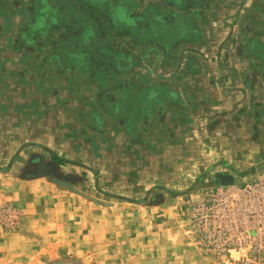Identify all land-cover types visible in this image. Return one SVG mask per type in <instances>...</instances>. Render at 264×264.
Returning a JSON list of instances; mask_svg holds the SVG:
<instances>
[{"label":"rangeland","instance_id":"374dc122","mask_svg":"<svg viewBox=\"0 0 264 264\" xmlns=\"http://www.w3.org/2000/svg\"><path fill=\"white\" fill-rule=\"evenodd\" d=\"M198 1L162 0V10L170 2L183 9L155 18L145 11L127 22L129 10L97 11L109 46L87 64L97 70L86 77L97 92L81 88L84 59L73 60L71 46L56 42L59 57L43 48L42 20L36 27L29 18L15 27L8 17L0 22L2 264H264V0H210L209 7H219L209 43L195 40L188 48L198 63L188 66L201 75L177 84L202 87L190 101L203 102L193 109L206 122L185 118L179 104L162 112L175 110L176 118H161L160 126L148 121L139 137L143 110L123 106L129 74L121 72L131 47L144 54L133 64L139 81L153 85L155 36L201 37ZM85 13V24L93 22ZM174 63L172 72L181 75L184 59ZM166 65L172 62L163 59ZM109 80L111 105L101 90ZM162 87V109L181 101L182 93ZM96 93L104 104L93 107ZM154 94V87L144 93L158 102ZM160 105L142 115L150 120ZM222 174L233 183L220 184Z\"/></svg>","mask_w":264,"mask_h":264},{"label":"crops","instance_id":"0c3cea01","mask_svg":"<svg viewBox=\"0 0 264 264\" xmlns=\"http://www.w3.org/2000/svg\"><path fill=\"white\" fill-rule=\"evenodd\" d=\"M161 2L162 0H130V2L126 0H0V22L1 21L5 22L6 17H8L10 20H12L13 26L15 27L18 26L23 20L29 18L32 19V23H34L35 24L34 26L36 27L37 24L42 20L41 27L44 28L43 31L39 32L38 34L42 33L41 34L42 36H46L48 38L47 41H42L43 48L47 47V49H50L51 53H53L54 55V53L57 54L56 52L57 49H60L57 47L58 44L56 42H58L59 44H64V42H66L68 44V48H70L71 46L72 54H73L72 59L73 60H76V58H78L79 60H81V58L82 60L84 59V62L82 63L83 66L80 67L82 71L78 72V75L80 76L79 82H81L80 85L85 83V85H83V87L81 88H83L84 91V89L88 87V90L92 92V90L93 91L98 90L97 86H94L91 80H89L90 82L89 83L86 80V77L91 79L90 77L91 73L97 70L95 69L94 71H92V68H88L87 64L91 63V59L97 61L99 59L98 58L99 56L97 57V54H100L101 56L102 49L109 47L106 39L102 36L103 35L102 32L97 28L98 27L97 11L105 10L106 12H109V14H111L112 11L115 9L118 11L129 10V13H127V15L125 16L126 18L124 21L127 22L126 21L127 19L130 18L134 20L133 16L140 17L142 15L141 12H145V11H151V17L155 18L157 15H166L167 13H169L167 11H171L170 13L172 14V11H175L177 13L179 9L180 10L183 9V8H179L181 6V3L178 4L177 2L175 5H173L170 2V6L168 8H164L165 10H162ZM209 3L210 0H207V2H204V0H200L194 6L197 7L199 5L198 8L201 10V15L199 17L200 19L197 20L195 24L197 29L199 28L201 29V34H200L201 37L199 36V38H196L194 40L185 41L182 39L179 40L177 37L174 38L173 36H170L167 39L161 38L159 40L158 37L155 36L156 38L152 46L154 47V50L150 51L149 53V55L151 54V60H153V62L150 63L149 68L152 67L150 68L151 73L153 71V75L156 74L155 76H158V78L149 77V79L152 80L150 82H152L153 85H149L150 83L145 84V82L139 81L141 80L140 78H138L139 73L136 72L137 68L133 66V64L136 61L135 60L136 57H139V59H143L144 54L140 53L141 51L140 48H138V46L135 47L138 48L139 50H136L134 46L131 47L130 53L132 54V56L129 54L130 56L127 57L130 60V62L127 65V70L121 72L122 75L125 76H128L129 74V78L125 81V83L122 86V90L127 91V97H126L127 101L123 103V106L127 107L128 110L132 109L133 106H134L133 108L138 107L140 108V110L141 109L143 110L142 113L140 114L141 115L140 117L142 116L146 117V115H142L145 113L146 109L151 108L153 105L161 104L160 98H162V92L164 91L162 86L168 87L173 91H179L180 94L182 93L183 96V97L181 96L180 102L169 101L168 104L165 105V107H163V109L161 108L162 106L161 104L159 106L160 109L158 111L156 110L154 111V114L152 118H150V120L149 118L143 117V120L140 122V125L138 126L137 129L139 132L138 134L139 137H141L142 134L146 132L148 121L152 122L153 125L157 124L158 126H160L162 123L161 118H166V116H168V118H176L177 112H175V110L173 112L172 110L168 111L167 113L168 115L166 114L165 116H164L165 113L162 114V112L166 111L167 109H172V107L177 108L179 104L182 107H185V113H184L185 118L186 117L195 118L196 120L195 122L201 124L206 122V120L200 118L196 114L197 110L193 109V107L195 106H201V108L204 107L203 102L202 104H199L198 102L195 103L194 100L190 101L191 95L193 94L192 91L194 90L195 92H197L202 87H200L199 89L198 88L195 89V87H197L198 84L191 82V80H186L185 82H183L182 83L183 86L181 85L180 88L177 84H178V78L183 79V76H188L192 79H197V77L201 75L200 71L198 70V67L194 68L192 66L190 69L188 66L191 64L193 65V63L198 65L196 60L197 56L196 54H193L194 53L193 48L192 47L190 49L188 48L195 44V40L198 43H202V42L207 44L209 43L208 38L212 35L211 28L216 27L215 22L211 20L213 17V10L219 7L218 3H216V5L213 7H209L210 5ZM71 11H72V15H67V13L68 12L71 13ZM81 11H86L84 16L87 17L89 20L91 17H93V22H91L90 20V23L85 24L82 16L79 15ZM93 11L96 12L95 14H93L94 16H91L90 13ZM142 22L143 20L134 21V23L137 26L144 27V23L142 25H138L139 23ZM84 25H87L86 27L87 30L85 32L83 31ZM186 26H188V24H186ZM71 28H73L72 33H71ZM192 28L194 31L193 25ZM120 29H122L121 35L124 36L126 40L129 41L130 39H132L131 33H129L127 27H122ZM170 33H172L171 30ZM133 34H135V31ZM61 35L65 36L66 40H62L60 42V40L58 39ZM147 38H148L147 41L143 42L142 45L143 44L147 45L146 43L149 42L150 38L152 37L149 36ZM140 43L139 40L134 39V44H140ZM181 48H185V50L181 51L180 50ZM99 49H101V51H99ZM44 55L46 54L41 53L39 55H35V57L37 58L38 56V58H43ZM201 55L206 57V55L208 54L201 53ZM163 59L167 60V62H172V65L175 64L174 60L184 59L185 66L183 67V73L181 75H178L177 72L175 73L172 72L174 69H176L177 64L175 66L174 65L163 66ZM98 67L100 69H103L102 64ZM53 70H56L57 75L64 74V72H61L59 68L54 67L52 68V71ZM144 70L150 74V71L148 69H144ZM106 71L105 73H107ZM124 73H128V74H124ZM108 74L110 75L109 76L110 79L114 80L113 75H111L110 73ZM191 74L194 76V78L191 76ZM111 83L112 80L111 81L109 80L106 82L105 86L101 88L102 93L106 99L104 100L105 103L109 100L111 101L110 105L113 103L112 98L115 97L114 94L112 93L115 86H113ZM152 87H154V91L158 93V94H154V96L158 98V102L152 101V99L151 101L148 102L146 96L144 95L146 90ZM99 97H101V94L96 93L94 97L90 98V101H93L91 103V106L97 107L104 104V101ZM0 264H2L1 259H0Z\"/></svg>","mask_w":264,"mask_h":264},{"label":"water","instance_id":"95a60500","mask_svg":"<svg viewBox=\"0 0 264 264\" xmlns=\"http://www.w3.org/2000/svg\"><path fill=\"white\" fill-rule=\"evenodd\" d=\"M218 182L220 184H231L233 183V177L229 174L218 175ZM65 264V263H60Z\"/></svg>","mask_w":264,"mask_h":264},{"label":"built area","instance_id":"2783aa9c","mask_svg":"<svg viewBox=\"0 0 264 264\" xmlns=\"http://www.w3.org/2000/svg\"><path fill=\"white\" fill-rule=\"evenodd\" d=\"M231 200H232V198H231ZM234 209H235V211H237V210H236V207H234ZM237 212H238V211H237Z\"/></svg>","mask_w":264,"mask_h":264}]
</instances>
